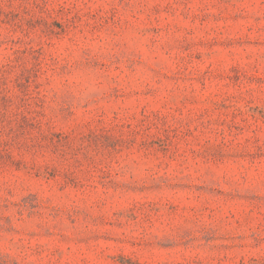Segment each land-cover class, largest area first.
<instances>
[{
  "label": "rangeland",
  "instance_id": "1",
  "mask_svg": "<svg viewBox=\"0 0 264 264\" xmlns=\"http://www.w3.org/2000/svg\"><path fill=\"white\" fill-rule=\"evenodd\" d=\"M0 264H264V0H0Z\"/></svg>",
  "mask_w": 264,
  "mask_h": 264
}]
</instances>
